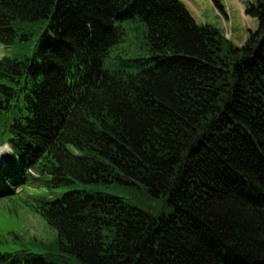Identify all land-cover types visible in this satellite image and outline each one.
I'll list each match as a JSON object with an SVG mask.
<instances>
[{
  "label": "trees",
  "instance_id": "trees-1",
  "mask_svg": "<svg viewBox=\"0 0 264 264\" xmlns=\"http://www.w3.org/2000/svg\"><path fill=\"white\" fill-rule=\"evenodd\" d=\"M244 14L236 46L180 0H0V45L42 29L0 59V197L90 185L33 199L56 239L0 264H264V0Z\"/></svg>",
  "mask_w": 264,
  "mask_h": 264
},
{
  "label": "rangeland",
  "instance_id": "rangeland-1",
  "mask_svg": "<svg viewBox=\"0 0 264 264\" xmlns=\"http://www.w3.org/2000/svg\"><path fill=\"white\" fill-rule=\"evenodd\" d=\"M217 1V5L215 2ZM196 23L217 28L225 38L234 45L241 46L249 31L256 27V21L244 14L245 7L254 0H180ZM38 32L27 40L16 38L10 46L0 45V59L22 60L32 55L38 39ZM8 153V147L2 148ZM2 155H0V160ZM33 177H36L32 173ZM90 185L77 184L64 186L54 190L43 187H31L23 184L13 190L18 195L0 197V252L13 253L25 250L31 253H43L40 246L49 245L56 239V233L30 205L33 199L42 198L54 202L62 194L76 190H89Z\"/></svg>",
  "mask_w": 264,
  "mask_h": 264
},
{
  "label": "bare ground",
  "instance_id": "bare-ground-1",
  "mask_svg": "<svg viewBox=\"0 0 264 264\" xmlns=\"http://www.w3.org/2000/svg\"><path fill=\"white\" fill-rule=\"evenodd\" d=\"M0 153H1V150H0Z\"/></svg>",
  "mask_w": 264,
  "mask_h": 264
}]
</instances>
